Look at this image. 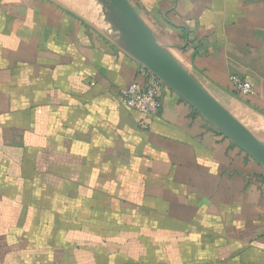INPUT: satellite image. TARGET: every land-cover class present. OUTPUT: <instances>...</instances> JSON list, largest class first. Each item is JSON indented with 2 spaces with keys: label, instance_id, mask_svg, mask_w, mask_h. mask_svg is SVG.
Returning <instances> with one entry per match:
<instances>
[{
  "label": "crops",
  "instance_id": "0c3cea01",
  "mask_svg": "<svg viewBox=\"0 0 264 264\" xmlns=\"http://www.w3.org/2000/svg\"><path fill=\"white\" fill-rule=\"evenodd\" d=\"M130 1L215 98L264 120V0ZM100 11L0 0V264H264V168L166 85L158 116L125 106L147 80Z\"/></svg>",
  "mask_w": 264,
  "mask_h": 264
},
{
  "label": "water",
  "instance_id": "95a60500",
  "mask_svg": "<svg viewBox=\"0 0 264 264\" xmlns=\"http://www.w3.org/2000/svg\"><path fill=\"white\" fill-rule=\"evenodd\" d=\"M109 37L264 168V142L166 49L130 0H96Z\"/></svg>",
  "mask_w": 264,
  "mask_h": 264
},
{
  "label": "built area",
  "instance_id": "2783aa9c",
  "mask_svg": "<svg viewBox=\"0 0 264 264\" xmlns=\"http://www.w3.org/2000/svg\"><path fill=\"white\" fill-rule=\"evenodd\" d=\"M140 74L147 83L141 85L134 82L125 88L122 91L123 103L144 116H158L162 110L161 84L163 83L144 67H141ZM230 82L240 96H250L254 92L252 85L239 76H230Z\"/></svg>",
  "mask_w": 264,
  "mask_h": 264
},
{
  "label": "rangeland",
  "instance_id": "374dc122",
  "mask_svg": "<svg viewBox=\"0 0 264 264\" xmlns=\"http://www.w3.org/2000/svg\"><path fill=\"white\" fill-rule=\"evenodd\" d=\"M221 103L224 101L221 98L216 97ZM223 105L228 108L229 106L225 103ZM230 111L232 108H228ZM233 111V110H232ZM244 125H246L260 140L264 142V120L261 121H249L245 118H241L235 112H232Z\"/></svg>",
  "mask_w": 264,
  "mask_h": 264
}]
</instances>
